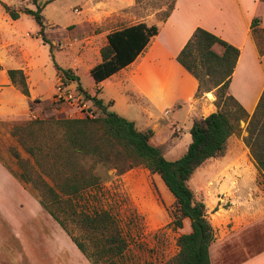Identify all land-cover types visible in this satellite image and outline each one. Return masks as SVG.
Segmentation results:
<instances>
[{
  "label": "rangeland",
  "instance_id": "1",
  "mask_svg": "<svg viewBox=\"0 0 264 264\" xmlns=\"http://www.w3.org/2000/svg\"><path fill=\"white\" fill-rule=\"evenodd\" d=\"M46 1L48 0H35L34 3L33 0H0V73L8 68H21L29 88V96H23L11 83L0 80V159L15 174H27L31 178L26 184L29 187L34 185L37 172L48 182L51 181L39 172L42 169L36 165L35 156L25 150L13 130H20L19 126H22L20 134L25 137L27 144H40L45 150L56 151L60 150L56 148V144L60 140L61 129L55 120L96 117L101 114L92 101L78 91L76 81L60 76L58 68L69 69L77 74L83 88L88 91L93 83L89 70L101 59L104 32L139 21L158 24L166 19V12L170 11L175 2L49 0L41 11L47 41L40 36L39 25L32 16L21 14L16 20L11 19L1 5L3 2L16 9H35ZM95 11L100 15H95ZM215 50L220 52L222 48L216 45ZM91 93H94L93 90ZM123 93L128 98L116 96V101L108 109L134 121L136 128L140 130L150 128L152 136L149 141L160 148L165 158L180 157L191 140L187 128L191 122L187 120L186 110L177 109L179 103L174 105L162 115L167 114V119L170 115L178 118L167 122L160 114H141L140 106L133 102L136 95L131 88L125 87ZM227 93L229 94L228 91ZM196 96L201 110L198 113L205 114L231 107L217 103L214 88L207 91V94L204 91ZM171 111L173 112L170 113ZM34 119L47 122L23 127ZM239 125L241 133L232 134L228 138L224 155L205 161L188 180L194 197L203 201L206 206L207 218L214 229V241L231 240L227 245L230 248L234 246V253L228 264H244L246 257L243 239L239 240L241 234L239 239L238 236L234 239V235H237L234 231L239 232L243 228V222L235 224L225 216L232 204L230 191L236 181L242 185H250L253 180L258 186L263 185L264 189V172H256L250 154L241 145L242 136L247 134L246 121L240 120ZM42 162L44 167L48 166L43 160ZM81 165L91 167L99 185L86 190L83 198H75L74 203L97 204L100 208L108 209L117 219L120 233L127 240V248L116 260V264H163L177 253V238L190 230V222L185 218L182 226L174 225V197L157 173H150L146 167L135 165L118 174L114 168H107L91 158L81 160ZM90 193L96 196L93 198L88 195ZM69 226L74 234H83L75 223H70ZM45 264L55 263L46 255Z\"/></svg>",
  "mask_w": 264,
  "mask_h": 264
},
{
  "label": "trees",
  "instance_id": "2",
  "mask_svg": "<svg viewBox=\"0 0 264 264\" xmlns=\"http://www.w3.org/2000/svg\"><path fill=\"white\" fill-rule=\"evenodd\" d=\"M48 1L37 5L35 9H16L3 2L1 5L11 19L19 18L22 13L32 16L39 25L40 36L47 41L41 11ZM172 8L173 6L170 11ZM170 11L166 12V17ZM256 20H252V26ZM157 31L156 24L137 22L107 33V44L100 49L101 61L89 70L92 79L99 82L131 63ZM216 45L222 48L220 52L215 50ZM238 55L237 47L199 26L176 55V60L198 80L196 95L214 88L217 103L231 105L206 116L194 117L189 128L191 140L185 152L176 159L165 158L160 148L150 143V128L138 130L134 121L109 110L111 101L105 103L98 97V88L94 93L83 88L78 75L69 69L58 68V73L65 79L75 80L78 91L91 100L101 114L96 117L55 120L61 129L60 140L56 144V148L60 150L56 151L45 150L40 144H27L25 137L20 134L22 126H19L20 130H13L25 150L35 156L36 165L42 169L39 172L45 174L51 183L37 172L34 185L29 187L26 184L31 178L27 174H14L70 236L91 264H116V260L127 248V240L120 233L117 219L108 209L100 208L97 204L74 203L75 198H83L86 190L99 185L91 167L81 165V160L86 158L107 168H114L118 174L135 165H142L150 173H157L174 197V225L182 226L185 218L190 222V230L177 238V253L163 264H211L209 248L214 241V229L207 218L204 202L194 197L188 180L205 161L224 155L228 138L232 134L241 133L240 120L246 121L247 134L242 136V140L249 148L258 170L264 172V89L252 113L247 112L227 93ZM6 74L13 86L29 96L26 75L21 68H8ZM45 122L47 121L34 119L23 127ZM42 160L48 164L47 167L43 166ZM88 195L93 198L96 196L92 193ZM70 223L81 228L83 234H74Z\"/></svg>",
  "mask_w": 264,
  "mask_h": 264
},
{
  "label": "crops",
  "instance_id": "3",
  "mask_svg": "<svg viewBox=\"0 0 264 264\" xmlns=\"http://www.w3.org/2000/svg\"><path fill=\"white\" fill-rule=\"evenodd\" d=\"M253 19L257 20L252 26ZM132 24L135 23L106 30L104 45L107 33ZM156 25L157 33L131 63L99 82L93 80L88 91L91 93L98 88V97L105 103L111 101L112 105L116 96L128 98L123 90L131 88L136 95L133 102L140 106L141 114H160L167 122L178 117L170 115L167 119V114H162L178 103L177 109L184 108L190 122L193 116H206L210 112L198 113L201 110L196 96V78L176 60L184 43L199 26L239 49L228 92L252 113L264 89L263 0H175L170 14ZM0 80L11 83L6 70L0 73ZM202 98L207 100L205 96ZM241 143L257 172L249 148L242 140ZM232 189V204L225 216L235 224L243 222V228L234 231L237 234L234 239L237 236L239 239L241 234L239 240L243 239L246 256L244 264H264L263 185L258 186L254 180L250 185L236 181ZM230 241H213L209 248L211 264L229 263L234 253V246L227 245ZM46 255L55 264H91L28 187L0 159V264H45Z\"/></svg>",
  "mask_w": 264,
  "mask_h": 264
},
{
  "label": "built area",
  "instance_id": "4",
  "mask_svg": "<svg viewBox=\"0 0 264 264\" xmlns=\"http://www.w3.org/2000/svg\"><path fill=\"white\" fill-rule=\"evenodd\" d=\"M58 89H60V87H58Z\"/></svg>",
  "mask_w": 264,
  "mask_h": 264
}]
</instances>
